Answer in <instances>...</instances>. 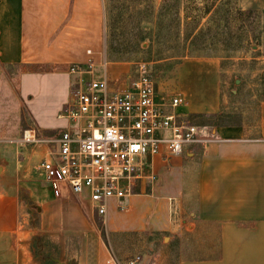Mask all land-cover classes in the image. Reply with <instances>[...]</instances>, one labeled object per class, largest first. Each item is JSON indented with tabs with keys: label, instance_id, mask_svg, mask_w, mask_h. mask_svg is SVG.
Instances as JSON below:
<instances>
[{
	"label": "crops",
	"instance_id": "0c3cea01",
	"mask_svg": "<svg viewBox=\"0 0 264 264\" xmlns=\"http://www.w3.org/2000/svg\"><path fill=\"white\" fill-rule=\"evenodd\" d=\"M178 1L186 26L187 1ZM109 20L107 0H0V65L20 68L18 93L38 130L58 133L69 124L60 116L74 79L69 67L91 56L108 59L116 35ZM191 60L182 62L176 78L179 92L169 90L155 70L157 102L182 93L187 102L169 109L180 119L225 118L230 97H224L228 85L221 59H212V73L205 63L189 66ZM109 61L115 70L131 64ZM250 90L248 99L233 101L235 120L213 117L212 125L209 119L198 124L212 141L171 157H147L134 192L111 198L104 215L87 195L65 191L56 197L45 181L43 212L58 201L66 234L60 225L25 229L17 195L0 194V264H264V95ZM182 232L198 233L192 238L204 245L198 247L201 254H186L191 238ZM33 234L57 238L58 255L35 256L28 245ZM70 236H79L81 243L73 263L71 254L66 257Z\"/></svg>",
	"mask_w": 264,
	"mask_h": 264
},
{
	"label": "rangeland",
	"instance_id": "374dc122",
	"mask_svg": "<svg viewBox=\"0 0 264 264\" xmlns=\"http://www.w3.org/2000/svg\"><path fill=\"white\" fill-rule=\"evenodd\" d=\"M107 1L110 7L108 28L115 25L116 33L110 39L112 42L108 47V60L131 61L132 64L138 61L149 62L154 70L159 71V77L165 81L166 87L175 93L179 92L176 78L183 68L184 60L192 59L189 66L205 63L209 73H212V59H221L223 80L228 85L225 99L228 100L229 86H233L235 77L242 80L240 91L245 99L249 98L250 89L257 96L263 97L264 80L260 77L264 71L263 0H229V4L226 3L227 0H218V3L225 2L228 5V12H233L229 14V20L226 21L222 13L219 19L216 17L212 22L202 18L194 28L192 24L182 26L181 4L178 0ZM194 1L200 6L208 0ZM234 9H239L240 12L236 13ZM198 27L201 30L200 37L191 41L188 35H192ZM143 35L145 38L141 37ZM196 49L213 53L195 55ZM19 69L0 65V194L7 192L17 195L25 229L38 230L43 224L60 225L62 234H66L67 228L62 221L64 218L59 213L62 205L58 201L51 203V209H48L50 212H43L48 191L38 164L49 147L47 144L43 146L42 143H26L20 139L23 131L28 128L36 129L41 138H51L57 134V130H38L26 103L18 93ZM208 119L210 121L212 118L198 116L189 118V121L199 124ZM59 124L63 125L64 121ZM48 145L52 148L51 143ZM46 230L48 229H42V232ZM181 235L191 238L186 254H201L198 247L204 245L197 244L192 238L198 235L197 232H182ZM80 244L79 236L67 238L66 257L71 254L72 263L80 252ZM28 245L35 256L58 255L57 238L54 236L33 234Z\"/></svg>",
	"mask_w": 264,
	"mask_h": 264
},
{
	"label": "built area",
	"instance_id": "2783aa9c",
	"mask_svg": "<svg viewBox=\"0 0 264 264\" xmlns=\"http://www.w3.org/2000/svg\"><path fill=\"white\" fill-rule=\"evenodd\" d=\"M115 69L108 59L96 61L94 56L72 63L74 79L60 111L69 124L51 138L39 137L34 128L21 136L26 143L55 145L38 164L53 194H85L100 215L111 198L134 192L147 157H171L190 145L212 141L203 126L169 111L187 102L182 93L157 102L155 70L149 62Z\"/></svg>",
	"mask_w": 264,
	"mask_h": 264
},
{
	"label": "trees",
	"instance_id": "16d2710c",
	"mask_svg": "<svg viewBox=\"0 0 264 264\" xmlns=\"http://www.w3.org/2000/svg\"><path fill=\"white\" fill-rule=\"evenodd\" d=\"M187 3H186V13H185V17L186 19L188 20L187 21V25L186 26H189V24H192L194 25L193 28L195 27V25H198L201 21L202 18H205L207 19L208 22H212V21H215L216 20V17H219L221 16V14L223 13L224 16H225V20L228 21L229 20V15L230 13L232 14L233 12H228L227 9L229 7H227L229 4V0H227V4L224 2V3H218V0H208L206 1L205 3H202V5L198 6L197 3H195L194 0H186ZM236 8V7H235ZM235 12H240L239 9H234ZM234 12V13H235ZM200 27H198L195 32L188 35V37L190 36V40L191 41H194V40H197L199 39L200 37ZM196 53L195 54H212L213 52H210V51H207V50H204V49H196L194 50ZM260 77L262 78V80H264V72H261V75ZM237 80H240L239 83H237ZM242 80L241 78L239 77H235L234 80H233V86L229 87V97H230V104H229V108H230V111H227L225 113V118L224 117H221V115L223 114H218V115H211L210 117L212 118L210 120V124L212 125L213 124V117H217L216 119V122H219V117L224 118V119H233L235 120L236 119V116L234 115H231L230 113L231 112H235L236 111V105L233 104V101L236 100V98L239 96L240 98H244L243 95H241V86H242ZM233 89H236V92L233 91ZM240 94V95H239ZM250 95H253L251 90H250ZM220 119V120H221ZM223 120V119H222ZM229 121V120H227Z\"/></svg>",
	"mask_w": 264,
	"mask_h": 264
}]
</instances>
